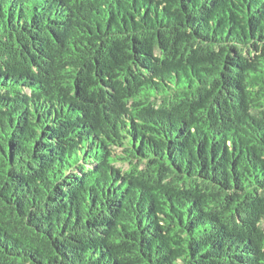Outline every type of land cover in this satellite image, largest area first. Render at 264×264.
Instances as JSON below:
<instances>
[{
  "label": "trees",
  "instance_id": "1",
  "mask_svg": "<svg viewBox=\"0 0 264 264\" xmlns=\"http://www.w3.org/2000/svg\"><path fill=\"white\" fill-rule=\"evenodd\" d=\"M264 0H0V264H264Z\"/></svg>",
  "mask_w": 264,
  "mask_h": 264
},
{
  "label": "rangeland",
  "instance_id": "2",
  "mask_svg": "<svg viewBox=\"0 0 264 264\" xmlns=\"http://www.w3.org/2000/svg\"><path fill=\"white\" fill-rule=\"evenodd\" d=\"M263 227H264V224H263Z\"/></svg>",
  "mask_w": 264,
  "mask_h": 264
}]
</instances>
